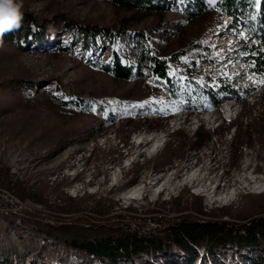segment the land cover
Masks as SVG:
<instances>
[{"label": "rangeland", "instance_id": "374dc122", "mask_svg": "<svg viewBox=\"0 0 264 264\" xmlns=\"http://www.w3.org/2000/svg\"><path fill=\"white\" fill-rule=\"evenodd\" d=\"M21 3V11L31 13L38 25H29L24 47L17 49L0 43V187L10 191L13 190L6 185L25 187L29 194L39 199L32 196L20 198L14 194L21 201H30L40 208L23 218L0 212V257L9 258V264H109L104 259L98 260L92 255L63 246L56 239L38 232V228L45 224L88 228L110 223L145 238L158 235L167 222L174 223L184 214H192L199 219L207 218L197 212V203L202 205L205 214L227 211L222 220L236 223L247 222L256 217L255 214L264 211V193L250 192L243 194L238 202L207 207L203 196L192 194V187H183L180 183L186 175V160L191 158L194 149L204 143L214 153L203 148L201 153L205 156L202 164L209 166L212 158V165L217 170L214 174L220 175L221 169L229 171L231 181L239 187L244 183L242 170L246 159L254 163L255 154L259 153L258 156L263 157L264 153L258 152L257 146L264 139V85L259 83L263 76L248 72L249 65L243 61L245 53L239 50L241 38L249 45L259 42V34L256 35L250 24L242 37L232 33L226 24L227 19L223 21L224 27L217 25V19L213 16L190 22L174 9L164 15L144 17L104 0H21ZM58 15L105 26H119L122 21L128 20L135 29L162 23L172 31L165 32L162 39L153 37L152 46L157 50H177L192 37H203L205 32H209L212 47L219 52L221 62L208 68L201 63L187 71L188 74H198V88L192 95V105L196 107L188 109L191 117L198 116V107L207 90L218 95V87H211L210 76L213 74V83H216L217 75L223 79V86L231 87L224 80H235V91H256L262 98V104L252 105L251 100H248L243 113L233 123L225 122L216 130L204 125L197 132L195 123L187 122L181 129L172 131L166 118L179 116L180 106L172 105L171 102L163 106L154 104L156 100L166 101V98L161 88L148 86L149 80L154 78L150 70L147 69L143 75L135 74L130 81L124 82L89 67L86 63L88 59H108L111 55L110 46L100 36L101 47L89 55L80 43L65 47L69 33L58 30V23L53 21ZM251 22L258 28L256 13L251 15ZM116 44L123 49L125 63L134 61V41H118ZM186 68L178 77H174L177 80L182 76L185 80L183 87L178 90L179 94H184L186 85L192 81L185 77L187 75H182ZM200 70L203 74L199 73ZM27 78L38 80L37 92L45 87L52 90L56 83H60L66 98L71 95H117L138 96L143 100L129 118L115 123L94 122L89 116L71 117L41 105L21 107L17 99L19 97H14L8 91V85L11 81ZM231 94L235 95L233 92ZM145 107L152 111L160 110L165 120L144 118L142 110ZM166 110L172 111V115L167 116ZM235 128L236 135L232 140ZM198 133L205 138L200 145L197 143ZM140 134L146 137L154 134L159 139L166 135L168 142L158 153H154L153 140H144L142 144L136 142V136ZM222 136V142L217 145L216 140ZM246 143L255 145L254 155L247 149L239 151L240 145ZM131 159L134 161L128 165ZM155 177H159L163 183L176 178L179 186L174 189L170 187V191L165 190L157 196L151 188ZM140 185H145L147 196L127 200L126 194ZM169 195L172 196L170 200ZM177 206L182 210H178ZM72 207H78V211L72 210ZM98 209L107 213L100 214ZM198 252L200 256L194 264H236V258L241 254L232 247H227L225 252L221 250L210 254L207 258H201L202 254ZM244 257L241 254L240 258ZM189 260L190 257L185 253L174 251L170 261L159 256L149 263L144 255H140L137 264H186ZM118 263L133 264L124 259Z\"/></svg>", "mask_w": 264, "mask_h": 264}, {"label": "trees", "instance_id": "16d2710c", "mask_svg": "<svg viewBox=\"0 0 264 264\" xmlns=\"http://www.w3.org/2000/svg\"><path fill=\"white\" fill-rule=\"evenodd\" d=\"M113 6L127 11L138 13L144 17L150 15H164L170 9L182 13L185 20L193 22L207 16L217 19V25L224 27V17L231 18V25L228 28L232 33L244 37L248 24L259 34L258 44L249 45L244 38H241V53H245L243 61L248 64V72L264 77V0L253 3V0H104ZM23 19L20 27L0 35V43L7 46H15L17 49L27 44L25 36L31 23H37V19L29 12L22 11ZM256 13L258 28L254 27L251 15ZM54 22L58 23L59 31L69 33L65 47L69 44L80 43L82 48L89 55L94 49L101 47L99 37L102 36L111 48V55L108 59L103 57L87 60V65L100 72L112 76L118 81H130L133 75H143L150 70L155 77L166 78L167 72L175 69L182 70L181 57L193 58L194 63L203 60L206 63L220 64L219 52L212 47L210 33L205 36L192 37L186 44L174 51L157 50L152 46L154 36L162 39L165 32H171L162 23L154 26L135 29L127 20L122 21L119 26H105L94 22L82 21L76 18H69L65 15L55 16ZM44 26L40 24V26ZM41 26V27H42ZM258 29V30H257ZM212 30V29H211ZM214 33V32H213ZM130 38V39H129ZM134 41L135 59L125 63L123 60V49L118 48L117 42ZM188 71L193 70L187 68ZM147 70V71H148ZM197 76L198 74H191ZM215 78V74L210 76ZM39 82L37 79H22L11 81L8 91L17 98L21 107L41 105L64 115L71 117L89 116L94 122L106 121L115 123L124 118H129L136 110L137 104L143 100L141 97L126 96H90L83 97L71 95L66 98L60 83H56L51 90L48 87L37 92ZM231 87L223 86L220 91L224 92ZM61 93V94H59ZM34 94V95H33ZM166 115H172V111L166 110ZM198 144H202L205 138L198 133ZM201 146V145H200ZM5 187L12 189L20 198L38 196L29 194L22 186ZM259 207V206H258ZM257 207V208H258ZM78 207H72L77 210ZM178 210H182L178 207ZM198 213L208 216L197 218L192 214L182 215L176 222H167L166 227L158 235L138 237L118 227L115 224H102L95 227H82L77 225H41L38 232L45 234L59 241L63 246L74 251L83 252L85 255H92L98 260H106L109 264H119L120 259L137 264L140 255H144L151 263L159 256L173 259L174 251L185 253L190 260L186 264H194L199 259V252L207 258L210 254L225 252L227 247L236 248L245 257L236 258V264H264V211L249 221L236 223L222 220L225 210H218L205 214L200 203L196 204ZM65 210V209H64ZM70 209H66L69 211ZM78 211V210H77ZM100 214H106L105 210H97ZM211 217V218H210ZM31 222V221H27ZM235 257L237 255H234ZM233 256V258H234ZM0 264H9V258L0 257Z\"/></svg>", "mask_w": 264, "mask_h": 264}, {"label": "built area", "instance_id": "2783aa9c", "mask_svg": "<svg viewBox=\"0 0 264 264\" xmlns=\"http://www.w3.org/2000/svg\"><path fill=\"white\" fill-rule=\"evenodd\" d=\"M225 19H227V24L231 22L230 17H226ZM195 62L196 63H194V60L191 57L181 58V63L183 64V68L187 67V68L195 69L196 66H199V64L201 63L203 65H206L208 68L209 65L214 64V63H206L204 61H199V60ZM187 68L184 69V71L186 72H184V74L182 75H187L185 77L191 78L192 81L188 83L187 85L185 83L186 90L184 94L182 93L179 94L178 90L183 87L182 83L185 82V80L183 79L182 76L180 77V79L177 78V80L176 78H174V77H178L177 75L183 73V69L182 70L172 69L168 71L166 78H160V77L154 76V78H151L149 80V84H148V86L153 89L157 87V88H161L163 92L165 91L164 96L166 98L165 99L166 101L156 100V102H154L155 105L163 106L164 104L171 102L172 105L180 106L181 112L179 116L170 117V118L165 117L166 123L169 127H171L172 131L174 130L177 131L181 129V126L186 124L187 122H194L197 132L200 131L201 127H203L204 125L209 126V128H211L212 130H216L220 128L223 124H225V122L227 124L233 123L243 113L245 109L244 105L247 103L248 100H251L252 105L260 106L262 104V98L261 96L257 95L258 93L256 91H249V90L235 91V89L233 88L235 80L234 81L224 80L225 84L231 86L232 88L231 90L233 91L235 95L231 94L229 92V89L224 92L220 91V88L223 85L221 83L223 79L221 78V76L216 75V83L215 82L213 83L214 79H212L211 87L212 88L218 87L217 88L219 91L217 92L218 95L215 96L212 94L213 91L207 90L205 92V96L203 98V102L201 106L198 107V110H199L198 116L191 117L190 111H188V109L196 107L192 105L193 104L192 95L195 94L198 88L196 86L197 84L196 77L198 75L195 77V76H192L191 74H188ZM201 72L202 70L199 71V73ZM173 80H176V82H173ZM161 98L164 99L163 96ZM142 105L141 107H143ZM231 109H233L234 111L233 113L231 112ZM142 113L144 114L143 116L144 118L145 117L150 118L151 120H159V119L165 120L164 116L160 114L162 113L160 110L152 111L148 107H145L142 110ZM228 130L229 129L226 130V134L228 133ZM150 135L152 137L150 140L158 138L154 134H150ZM235 135H236V128H235V131L233 132L232 140H234ZM165 137L166 135L164 136L163 139L160 140L161 141L160 143L153 142L152 149L154 153H158L159 150L165 147V145L168 142V140L165 139ZM222 139H223V136L219 137V139L216 140V142L218 143L217 145H219L220 142H222ZM136 142L138 144H142L144 141H139L136 136ZM259 142L258 143L256 142L258 146V152L264 153V139H262ZM205 144L207 143H204L202 145L203 147L200 146L201 148L198 147V149L197 148L194 149L191 152V158L186 160V166H185V171H184L186 172V175H184V178H186L187 174H190L191 176L195 174L197 175L201 174L202 176H205L203 183H206V185H208L207 191L200 190L201 188L200 189L198 188V184L200 183L199 181H195L196 183L193 181L186 182L183 178V180H180L182 181L180 183H182L183 187L186 185L190 186V188L192 187L191 188L192 194L196 196H203L206 200L207 207H212V205H218L219 203L226 204V203L233 202V201L238 202L240 198L243 196V194H247L250 192L252 193V189L250 188V186H248V184H254L256 180L264 179V154H263V157H259L258 156L259 153L256 152L257 154H255L254 163H252L251 159L250 160L246 159V162L243 164L244 169L242 170V173H244L245 171L247 172L246 174L244 173V178H243L244 183L243 184L245 183H248V184L247 185L242 184L239 187L237 186L235 182L231 181L229 177V174H230L229 171H224V169H221L220 175L214 174L217 170L214 167V165H212V162L214 160L211 158V156H210L211 159H210L209 166H204L202 164L203 156H205L204 153H201L203 151L202 150L203 148L207 149V151L211 152V154L214 153L212 149L210 147L208 148ZM242 149H247L251 151V154L253 155L256 150L255 145L250 146L248 145V143H246L245 145H240L239 151H242ZM200 153H201V157H199ZM208 154L210 155V153ZM133 161H134L133 159L129 160L128 165H131ZM212 174H214V176H212ZM172 180L177 181L176 178H172ZM154 181L155 182L152 183L153 185L151 186L156 185L161 180H159V177H155ZM162 185H163V182H161V187H163ZM137 187L141 189L139 194L137 193L136 195H133L132 197H128L127 195V197L125 196L127 200L143 199L145 196H147L145 185H140ZM160 190H161L160 192L157 190L154 191L157 196H160L165 191V188H162V189L160 188ZM74 192H76V190H74ZM253 193H264V191L262 192L254 191ZM171 198L172 196L169 195L168 199L170 200ZM37 208L38 206H36L30 201H25V202L21 201L14 194L13 191L0 187V212H2L3 214L7 216L12 215V216H16L19 218H23V217H26L28 213L35 211Z\"/></svg>", "mask_w": 264, "mask_h": 264}, {"label": "bare ground", "instance_id": "6f19581e", "mask_svg": "<svg viewBox=\"0 0 264 264\" xmlns=\"http://www.w3.org/2000/svg\"><path fill=\"white\" fill-rule=\"evenodd\" d=\"M231 112L233 113V109H231ZM152 137L151 136H143V135H139L137 136V139L139 141H149ZM161 139L157 138V139H153V142H156V143H160ZM153 150V149H152ZM151 152V150H150ZM155 155V154H154ZM245 174L247 173L246 171L244 172ZM204 177L205 176H202L201 174L200 175H190V174H187L186 178L184 179L186 182H195V181H199L198 183V188L200 190H204V191H207V188H208V185H206V183H203L204 181ZM178 181L176 180H168V182H164L163 183V187H161V182H158L156 185L152 186V191H161L160 188H165V190H169L170 191V187H173L172 189H174L175 187L179 186V183H177ZM182 182V181H180ZM196 183V182H195ZM248 183H245L243 185H247ZM248 186H250V188L252 189V192L254 191H258V192H262L264 191V179H261V180H256L254 182V184H248ZM141 191V189H139L138 187H134L131 191H129L127 194H126V197L128 195V197H132L133 195H136L137 193L139 194V192Z\"/></svg>", "mask_w": 264, "mask_h": 264}, {"label": "clouds", "instance_id": "9594fccd", "mask_svg": "<svg viewBox=\"0 0 264 264\" xmlns=\"http://www.w3.org/2000/svg\"><path fill=\"white\" fill-rule=\"evenodd\" d=\"M22 6L21 0H0V14L3 16L5 25H8L9 20L12 19V13H15L14 23L0 29V35L20 27L23 19Z\"/></svg>", "mask_w": 264, "mask_h": 264}, {"label": "snow or ice", "instance_id": "6c2138e0", "mask_svg": "<svg viewBox=\"0 0 264 264\" xmlns=\"http://www.w3.org/2000/svg\"><path fill=\"white\" fill-rule=\"evenodd\" d=\"M210 2H211V0H210ZM253 3H257L258 4L259 0H253ZM14 17H15V13L13 12L12 13V19L9 20L8 25H5L3 16H2V14H0V29H2L3 27H6V26H10L11 23H14ZM259 83L264 85V77H262V79L259 81Z\"/></svg>", "mask_w": 264, "mask_h": 264}]
</instances>
